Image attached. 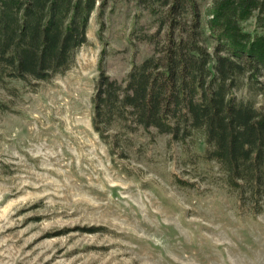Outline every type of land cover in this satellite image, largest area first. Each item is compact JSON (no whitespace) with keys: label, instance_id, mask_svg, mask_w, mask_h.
<instances>
[{"label":"rangeland","instance_id":"1","mask_svg":"<svg viewBox=\"0 0 264 264\" xmlns=\"http://www.w3.org/2000/svg\"><path fill=\"white\" fill-rule=\"evenodd\" d=\"M98 12L71 68L35 89L15 83L18 94L4 96L0 264H264V209L239 208L164 135H137L139 148L119 158L93 129L100 60L123 77L151 52L132 32L153 21L135 1Z\"/></svg>","mask_w":264,"mask_h":264},{"label":"trees","instance_id":"2","mask_svg":"<svg viewBox=\"0 0 264 264\" xmlns=\"http://www.w3.org/2000/svg\"><path fill=\"white\" fill-rule=\"evenodd\" d=\"M118 1L153 17L132 32L151 52L120 79L100 60L93 129L119 158L139 148L137 135L166 136L184 163L203 165L256 216L264 209V0H0V110L9 108L5 95L18 94L15 83L35 89L71 68L91 13ZM198 140L202 151L192 148Z\"/></svg>","mask_w":264,"mask_h":264}]
</instances>
